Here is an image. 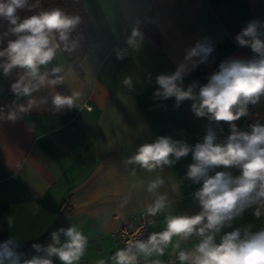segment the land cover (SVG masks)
I'll list each match as a JSON object with an SVG mask.
<instances>
[{
	"label": "crops",
	"instance_id": "obj_1",
	"mask_svg": "<svg viewBox=\"0 0 264 264\" xmlns=\"http://www.w3.org/2000/svg\"><path fill=\"white\" fill-rule=\"evenodd\" d=\"M81 1L85 55L92 46L95 51L87 61L82 58L78 72L61 52L67 84L56 89L64 95L79 92L80 108L55 112L49 97L47 105L32 109L16 122H0V243L14 237L20 243L18 250L30 258L35 254L33 243L46 246L52 231L76 225L89 238L79 264H98L100 260L112 264L118 246L112 234L138 222L150 202L141 182L156 175L140 169L133 175L132 166L124 160L158 136L194 145L209 124L191 111L192 101L179 107L174 98L154 101L156 76L174 72L186 50L205 39L215 50L208 63L195 69L211 70L224 60L252 58L251 49L241 47L235 37L248 22H264V0ZM137 24L145 34L142 48L117 60L114 49L126 47L125 37ZM195 69L185 77V85L193 80L207 82L208 76L195 75ZM15 75L4 78L0 74V107L15 99L11 92ZM125 76L133 77L131 91L122 84ZM47 95L46 89L38 94ZM249 111L264 123V100ZM246 119L235 122L241 130L251 125ZM222 127L221 139L229 134L228 125ZM191 162L189 154L166 169L164 190L175 201L174 210L194 214L199 209L191 206V195L199 185L184 180L179 195L172 192V185L185 176ZM8 216L13 217L12 228ZM152 218L151 230H163V215ZM249 223L255 229L264 227V217L257 220L250 209L233 227Z\"/></svg>",
	"mask_w": 264,
	"mask_h": 264
},
{
	"label": "clouds",
	"instance_id": "obj_2",
	"mask_svg": "<svg viewBox=\"0 0 264 264\" xmlns=\"http://www.w3.org/2000/svg\"><path fill=\"white\" fill-rule=\"evenodd\" d=\"M24 11L32 14L22 17L20 13ZM82 23L79 15L60 7L44 9L42 0H0V27L7 24L6 30L0 32V74L4 78L16 74L11 84L15 99L0 107V122H16L32 109L47 105L49 97L55 112L80 108L79 92L64 95L56 89L67 84L59 54H72L81 48L83 36L74 33ZM144 40L138 24L133 25L124 40L126 47L114 49L117 60L126 58L130 51L138 52ZM235 40L255 55L220 62L206 83L193 80L185 85V77L199 64L208 63L215 48L207 39L187 49L174 72L156 76L154 101L174 98L175 107L192 101L191 111L209 124L194 145L158 136L124 160V164L132 166L133 175L137 169L156 174L141 182L150 199L143 214L163 215V230L127 242L111 256L112 264H264V227L255 229L251 223L233 227L250 209L257 220L264 217V123H252L246 130L235 123L250 115V106L264 100V22H248ZM91 52L84 56L85 61ZM122 84L131 91L133 77L125 76ZM45 89L48 95L38 96ZM223 123L228 125L229 134L221 139ZM189 154L192 162L185 176L172 185V192L179 195L184 180L199 185L191 195V206L199 209L194 214L174 210L175 201L164 190L166 169ZM6 220L12 228L13 217ZM190 243L192 246L186 247ZM88 245V236L76 225L61 227L51 232V243L46 246L33 243L35 254L29 258L18 250L20 243L10 237L0 243V264H54L55 260L79 264ZM165 256L166 261L160 259ZM98 264L106 262L100 260Z\"/></svg>",
	"mask_w": 264,
	"mask_h": 264
},
{
	"label": "trees",
	"instance_id": "obj_3",
	"mask_svg": "<svg viewBox=\"0 0 264 264\" xmlns=\"http://www.w3.org/2000/svg\"><path fill=\"white\" fill-rule=\"evenodd\" d=\"M42 7L44 9L60 7L65 12L72 14V15H79L82 18L83 23L81 27L78 29V33H74V35L82 34L83 36V39L81 41V48L72 54H66L62 52V54L64 55L68 63L71 65V67L75 71L78 72L79 71L78 65L80 61L82 60V58L84 57L86 50H87V43H86V37H85V31H84L85 16H84V11H83L82 1L81 0H42ZM31 14L32 13H29L27 11L20 13L22 17L26 15H31ZM6 28H7V24H4L3 27H0V32L6 30ZM217 70H218V66L211 70H208L203 66H200L197 69H195L194 73L195 75H198V76L200 75L209 76L211 73Z\"/></svg>",
	"mask_w": 264,
	"mask_h": 264
},
{
	"label": "built area",
	"instance_id": "obj_4",
	"mask_svg": "<svg viewBox=\"0 0 264 264\" xmlns=\"http://www.w3.org/2000/svg\"><path fill=\"white\" fill-rule=\"evenodd\" d=\"M246 120L247 122L251 124L255 122H260V118L258 114L255 112H250V115L247 116ZM143 213L140 214L138 222L134 226L120 227L115 233L112 234V239L118 244L115 251L120 248L125 247L127 242L132 241V240L145 239L149 233L153 232V230H151L150 228L153 218L146 217ZM157 231H162V230H157Z\"/></svg>",
	"mask_w": 264,
	"mask_h": 264
}]
</instances>
